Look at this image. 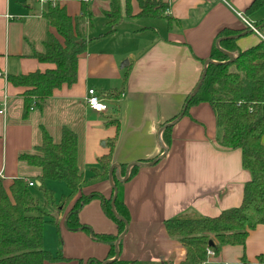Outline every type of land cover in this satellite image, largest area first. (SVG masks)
Returning <instances> with one entry per match:
<instances>
[{
  "label": "crops",
  "instance_id": "0c3cea01",
  "mask_svg": "<svg viewBox=\"0 0 264 264\" xmlns=\"http://www.w3.org/2000/svg\"><path fill=\"white\" fill-rule=\"evenodd\" d=\"M120 1L123 10L124 0ZM252 1L163 0L168 6L167 19L144 23L141 20L150 19L135 18L137 5L130 0L131 18L123 16L108 33L104 1L99 5L84 1L90 15L83 18L81 0H0V183L6 192L14 179L21 178L26 185L38 183L39 171L19 161V155L33 152L42 131L58 142L66 128L78 139L85 179L81 193L95 191L108 197L112 190L107 179L91 177L97 159L108 153L106 142L117 136L113 162L119 166L146 163L159 156L158 130L181 112L200 78L203 62L210 59L212 47L220 39L215 40L216 36L223 30L235 32L233 36H239L235 44L241 51L262 40L246 30L237 16L262 27L264 7L245 16ZM46 2L63 7L71 18L81 17L89 42L77 61L76 82L54 90L41 109L32 105L23 116L26 89L11 85L7 77L55 68L32 56L43 51L48 34L55 36L42 17ZM90 89L103 99L105 113L86 107ZM220 138L211 107L195 105L167 132L166 157L152 167L137 168L131 179L120 185V197L130 216L121 241V260L180 264L185 250L167 235V220L183 214L214 218L240 206L250 174L241 166V151L221 148ZM261 142L264 145V135ZM89 174L93 185L87 188L85 177ZM74 200L65 213L58 214L57 225L59 220L60 224L66 222ZM95 201L78 212L80 228L68 231L64 226L68 242L61 252L67 261L46 264L107 260V245L95 242L93 234L115 235L116 226ZM258 256H264V224L249 231L244 246H224L204 264H241L242 258L255 263Z\"/></svg>",
  "mask_w": 264,
  "mask_h": 264
},
{
  "label": "trees",
  "instance_id": "16d2710c",
  "mask_svg": "<svg viewBox=\"0 0 264 264\" xmlns=\"http://www.w3.org/2000/svg\"><path fill=\"white\" fill-rule=\"evenodd\" d=\"M102 1L108 5L105 12L110 28L108 33L113 32L123 16L131 18L130 0H124L123 10L120 0ZM81 2V17H88V5L83 3V0ZM135 2L138 9L135 18L167 19L165 13L168 6L163 0ZM261 7H264V0H253L245 16L253 15ZM42 17L54 30L55 36L48 34L43 43V51L34 52L32 56L40 63L53 64L55 68L43 73L37 71L24 76L7 77L11 85L26 89L23 94V116L29 114L32 105L41 109L54 90L63 85L72 86L76 82L77 61L85 53L89 42L80 25L81 17H69L63 7L46 2ZM234 34L235 32L223 30L215 40ZM235 43V40H226L219 44L221 49L233 53L235 59L232 63L222 66H208L205 78L196 95L188 102L183 117L188 115L191 107L200 103L208 104L213 111L216 126L221 131L219 146L241 151V166L250 174V180L243 188L238 208L223 211L214 218L183 214L164 223L167 235L176 239L185 250V258L180 264H204L208 258L207 251H212L216 256L224 246H244L249 231L264 224V145L261 142L264 135V41L259 40L258 44L244 51L239 50ZM210 59L218 62L226 60L215 46L212 47ZM113 97L117 99L119 96H110L112 99ZM168 131L169 129L162 134L166 146L169 144L166 139ZM116 139L117 136L106 142L108 153L97 159V169L91 170L92 179H107L109 168L114 163ZM18 159L39 171L38 187L46 203L39 207L29 192L26 181L21 178L12 181L8 192L0 183V264L66 262L67 259L61 251L52 256L43 250L42 233L46 224L58 227L55 221L47 220L50 208L64 211L73 199L75 200L66 218L67 230L80 228L82 225L77 218L78 212L88 203L99 200L102 213L114 223L116 233L93 234V240L107 245L106 259L112 258L113 244L124 226L111 214L112 192L108 197L95 191L81 193L85 179L76 134L64 128L61 130L59 141L53 142L51 137L42 131L40 144L32 153L20 154ZM125 168L126 165H120L121 174H124ZM136 171L137 168L131 170L129 179ZM48 181L63 183L68 190V195L60 199L57 208L52 193L45 189V183ZM120 185L116 183L118 193L114 207L117 214L129 224L130 216L120 197ZM83 231L87 232L86 229ZM87 263L101 264L102 261L92 259ZM112 264L170 263L123 261L119 255L118 260ZM241 264H264V256H258L255 263L242 258Z\"/></svg>",
  "mask_w": 264,
  "mask_h": 264
},
{
  "label": "water",
  "instance_id": "95a60500",
  "mask_svg": "<svg viewBox=\"0 0 264 264\" xmlns=\"http://www.w3.org/2000/svg\"><path fill=\"white\" fill-rule=\"evenodd\" d=\"M263 26H264V24L262 25V27ZM262 27L256 28V30L258 31ZM238 37L239 36H231V37H226V38H220V39H218L215 42L216 50L221 55H223L226 58V61L218 62V61H215V60H212V59H207V60H205L203 62L202 72H201L200 78H199L196 86L193 88V90L188 95L187 101L183 105V108H182L181 112L178 114V116L174 120L169 121L168 123L164 124L158 130L157 142H158V146H159V148L161 150V154L159 156H157L155 159L151 160L150 162H146V163L135 162V163H131V164L127 165L126 168H125V172H124L123 176H121L120 166L117 163H113L110 166L109 171H108V176H107L108 184H109V186H110V188L112 190V197H111V202H110V211H111V214L113 215V217L116 220H118L119 222L123 223L124 228H123V231L121 232V234L116 238V240H115V242L113 244V254H114L113 257L103 261L101 264H112V263H114V262H116L118 260L119 253H120L119 245H120L122 239L124 238V236H125V234H126V232L128 230V223L117 214V212L115 210V207H114V203H115V200L117 198V193H118L117 192L116 183L123 184V183L127 182L129 177H130V172H131V170L133 168H142V167L149 168V167H152V166L156 165L159 161L163 160L166 157L167 152H168V148L166 147V145L164 144V142L162 140L163 132L165 130H167V129L172 128L183 117V113L185 112V109L187 108L188 102L196 95V93L198 92V90H199V88H200V86H201V84H202V82H203V80L205 78L208 66H210V65H212V66H222V65H225V64L232 63L234 61L235 55L230 53V52H227V51L221 49L219 47V44L222 41H226V40H236V39H238ZM125 65H126V62H125ZM120 68L122 69L123 65H121ZM36 186L38 187L39 184L37 183ZM64 226L66 227V222L64 223ZM209 245L211 246L212 244L209 243Z\"/></svg>",
  "mask_w": 264,
  "mask_h": 264
},
{
  "label": "rangeland",
  "instance_id": "374dc122",
  "mask_svg": "<svg viewBox=\"0 0 264 264\" xmlns=\"http://www.w3.org/2000/svg\"><path fill=\"white\" fill-rule=\"evenodd\" d=\"M97 1V2H96ZM94 5H99L101 4L102 0H96ZM92 7V5H91ZM95 10L100 11V9L95 6L94 8ZM151 20V21H150ZM150 20H141V22H153V19ZM250 21V20H249ZM154 22H158V21H154ZM252 22V21H250ZM95 25L97 26V19L96 22H94ZM259 33H261V36L264 37V27L260 28ZM86 180L89 182L87 186V188H89V186L93 185V181H90V174L87 175ZM45 189L52 193L53 195V200H54V204H55V208H57V205L60 203V199L62 197H66L68 195V190L66 188V186L63 183H59V182H46L45 183ZM29 192L31 193L32 197L34 198V200L36 201V203L38 204L39 207L44 206L45 205V199L43 197L42 192L40 191L39 187L36 186V184L34 185L33 188H28ZM71 202V201H70ZM69 202V204H70ZM95 202H99V200H96ZM68 204V205H69ZM51 211H49V217L47 218L48 221H57V217L58 214L62 215V213L64 211H59L58 209H53L50 208ZM65 213V212H64ZM81 217V214H80ZM80 222V221H79ZM58 223V227H54L51 224H46L43 228V250H45L46 252L50 253L52 256H55L58 251H62L63 249V245L65 244V242L68 240L64 239V236L66 233H64V224L62 222V224H60V220ZM64 242V243H63ZM68 242V241H67Z\"/></svg>",
  "mask_w": 264,
  "mask_h": 264
},
{
  "label": "built area",
  "instance_id": "2783aa9c",
  "mask_svg": "<svg viewBox=\"0 0 264 264\" xmlns=\"http://www.w3.org/2000/svg\"><path fill=\"white\" fill-rule=\"evenodd\" d=\"M84 1L88 4H91V3L95 2L96 0H84ZM237 16L242 21L246 30L256 34L259 38H261L264 41V38L256 30V27L253 23L249 22L241 14H237ZM85 104H86V107L88 109H90L91 111L96 112V113H105L107 111V106L104 103L103 99L98 94H96V92L92 89L88 90L86 93ZM2 113H3V111L0 112V114H2ZM27 186L33 187L34 184L32 182H27ZM206 254H207V257H213L214 256L212 251H207Z\"/></svg>",
  "mask_w": 264,
  "mask_h": 264
}]
</instances>
